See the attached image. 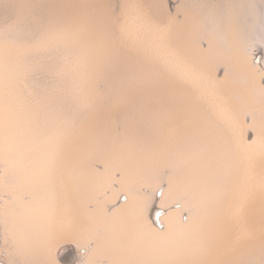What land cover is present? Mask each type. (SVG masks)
I'll list each match as a JSON object with an SVG mask.
<instances>
[{"label":"rangeland","instance_id":"rangeland-1","mask_svg":"<svg viewBox=\"0 0 264 264\" xmlns=\"http://www.w3.org/2000/svg\"><path fill=\"white\" fill-rule=\"evenodd\" d=\"M239 1L0 0V232L4 234L0 240L6 242L0 257L7 258L27 240L40 242L35 250L42 256L50 236L64 235L62 188L68 185L83 188L78 201L81 232L72 239L63 236L67 238L63 244L80 254L85 248L87 255L99 249L97 262L109 264L111 254H116L109 240L114 213L127 204L133 188L126 179H133L137 196L148 206L150 192L157 189L159 199L163 191L160 200L167 204L162 210L179 211L185 224L196 208L214 215L217 234L194 254V264H264V152H260L264 150V95L260 94L264 91V0H246V7ZM161 4L164 15L158 9ZM194 18L192 30L189 24ZM251 24L260 37L249 32L246 37L238 35ZM174 25L181 30L172 38ZM244 54H249L254 80L242 64ZM159 81L173 83L182 92L188 112L168 114L160 109ZM245 146L255 147L248 151ZM173 180L189 184L190 195L183 188L174 190ZM114 192L115 199L107 201ZM39 194L48 218L40 234L34 229L33 236L30 228L23 227L22 205ZM251 194L255 202H248ZM244 205L249 209L246 217L241 213ZM38 217L42 219L40 213ZM52 256L50 263L57 264ZM22 264L45 262L29 258Z\"/></svg>","mask_w":264,"mask_h":264},{"label":"bare ground","instance_id":"bare-ground-1","mask_svg":"<svg viewBox=\"0 0 264 264\" xmlns=\"http://www.w3.org/2000/svg\"><path fill=\"white\" fill-rule=\"evenodd\" d=\"M138 1V0H137ZM176 1V0H175ZM88 2V1H87ZM133 1H131L132 3ZM136 2V0H135ZM213 2V1H212ZM211 2V3H212ZM241 3L242 7H246L247 1L246 0H241L239 1ZM264 2V1H263ZM8 4V2H6ZM124 3V2H123ZM139 3V2H138ZM192 3V2H191ZM210 3V4H211ZM207 4V3H206ZM133 5V4H132ZM131 5V6H132ZM135 5V4H134ZM137 5V4H136ZM135 5V7H137ZM139 5V4H138ZM141 5V4H140ZM154 5V4H153ZM248 5V4H247ZM221 6V5H220ZM238 6V5H237ZM249 6V5H248ZM13 7V6H12ZM134 7V6H133ZM132 7V8H133ZM204 7V6H203ZM240 7V6H238ZM7 8V7H6ZM17 8V6H16ZM15 8V9H16ZM71 8V7H70ZM74 8V7H73ZM130 8V7H129ZM139 8V7H138ZM225 8V7H224ZM75 9V8H74ZM134 9V8H133ZM159 11L160 14H165V6L163 4H161L159 6ZM168 9V8H167ZM203 9V8H202ZM46 10V9H45ZM70 10V9H69ZM207 10V8H206ZM225 10V9H224ZM30 11V10H29ZM32 11V10H31ZM30 11V13H31ZM46 12V11H45ZM225 12V11H224ZM11 13V12H10ZM1 14V13H0ZM8 14V13H7ZM19 14V13H18ZM35 14V12H34ZM186 14V13H185ZM200 14V13H199ZM9 15V14H8ZM15 15V14H14ZM22 15V14H21ZM157 15V14H156ZM3 16V15H2ZM7 16V15H6ZM92 16V15H91ZM97 16V15H96ZM225 17V16H224ZM223 17V18H224ZM1 18V16H0ZM92 18V17H91ZM157 18V17H156ZM89 19V18H88ZM99 19V18H98ZM130 19V18H129ZM155 19V18H154ZM192 20V19H191ZM242 20V19H241ZM93 21V19L91 20ZM169 21V20H168ZM254 18H252V24L254 25L255 22ZM4 22V21H3ZM23 23V22H22ZM213 24V22H212ZM224 24V23H223ZM249 24V23H248ZM249 25V29L247 30V28L243 29L242 32L240 30V36H247V33L249 32L250 35L254 34L256 35L257 32V26H253V25ZM262 24V23H261ZM216 25V24H214ZM201 26V25H200ZM187 27V26H186ZM190 29H195L196 28V19L194 18V20L190 21L189 24ZM203 27V26H202ZM217 27V26H216ZM166 28V27H165ZM224 29V28H223ZM226 29V28H225ZM168 30V29H167ZM180 30L179 27L177 25L172 26V29L170 31V33L172 34V38H175L176 36L180 35ZM187 30V29H186ZM25 31V30H24ZM29 31V30H28ZM138 31V28H137ZM36 33V32H35ZM41 33V32H40ZM162 33V32H161ZM185 33V32H184ZM193 33V32H191ZM259 33V32H258ZM23 34V33H22ZM37 34V33H36ZM153 34V33H152ZM155 34V33H154ZM136 34H134L135 37ZM160 35V34H159ZM185 35V34H184ZM192 35V34H191ZM26 36V35H25ZM141 36V35H140ZM153 36V35H152ZM24 37V35H23ZM139 37V36H138ZM143 37V36H142ZM156 37V36H155ZM161 37V36H160ZM164 37V35H163ZM185 37V36H183ZM254 37V36H253ZM11 38V36H10ZM150 38V37H149ZM103 39V38H102ZM137 39V37H136ZM139 39V38H138ZM142 39V38H140ZM159 39V38H158ZM213 39V38H212ZM231 39V38H230ZM13 40V39H12ZM152 40V39H151ZM36 41V40H35ZM134 41V40H133ZM156 41V40H154ZM25 42V41H23ZM136 42V41H135ZM142 42V41H141ZM145 42V41H144ZM161 42V39L160 41ZM219 42V41H218ZM103 43V42H102ZM134 43V42H133ZM143 43V42H142ZM192 43V42H191ZM36 44V43H35ZM137 44V42H136ZM149 44V43H148ZM163 44V43H162ZM194 44V43H193ZM37 45V44H36ZM75 45V43H73V46ZM154 45V44H153ZM164 46H166L165 44H163ZM162 45V47H163ZM176 45V44H175ZM113 46V45H112ZM135 46V45H134ZM177 46V45H176ZM175 46V47H176ZM198 46V45H197ZM236 46V45H235ZM133 47V46H132ZM136 47V46H135ZM155 47V45H154ZM84 48V47H83ZM193 48V47H192ZM238 48V47H237ZM81 49V48H79ZM139 49V48H138ZM141 49V47H140ZM145 49V46H144ZM159 49V48H158ZM170 49V48H169ZM70 50V49H69ZM213 50V49H212ZM72 51V50H71ZM135 51V50H134ZM142 51V50H141ZM145 51V50H144ZM153 51V50H152ZM158 51V50H157ZM166 51V49H165ZM195 51V50H194ZM74 52V51H73ZM171 52V51H170ZM227 52V51H226ZM225 52V53H226ZM69 53V52H68ZM151 53V52H150ZM154 53V51H153ZM168 53V52H167ZM166 53V55H167ZM51 54V53H50ZM105 54V53H104ZM169 54V53H168ZM174 54V52H173ZM192 54V53H191ZM227 54V53H226ZM256 55V54H254ZM155 56V55H153ZM158 56V55H157ZM156 56V57H157ZM169 56V55H167ZM171 56V55H170ZM174 56V55H173ZM177 56V54H176ZM192 56V55H191ZM261 56V55H260ZM140 57V56H139ZM162 57V56H161ZM166 57V56H165ZM180 57V56H179ZM195 58L197 56H194ZM213 57V56H212ZM242 64L245 67L246 72L248 73L249 77H251V79H255V73H254V67L250 65L249 63V54L246 55L244 54V56L242 55ZM182 58V57H181ZM180 58V59H181ZM190 58V57H189ZM153 59V58H152ZM164 59V58H163ZM169 59V58H168ZM171 59V58H170ZM206 59V58H205ZM261 59V58H260ZM46 60V59H45ZM176 60V59H175ZM216 60V59H215ZM255 60V59H254ZM253 60V61H254ZM52 61V60H51ZM147 61V60H146ZM153 61V60H152ZM158 61V59H157ZM160 61V60H159ZM172 61V60H171ZM178 61H180L178 59ZM162 62V61H161ZM169 62V60H168ZM176 62V61H174ZM210 62V59H209ZM43 62H40V64ZM151 63V62H150ZM167 63V62H166ZM166 63H164L166 65ZM183 63V61H182ZM181 63V65H182ZM260 63V62H259ZM149 64V63H148ZM186 64V63H185ZM188 64V63H187ZM151 65V64H150ZM259 65V64H258ZM47 67V64L45 65ZM44 66V67H45ZM168 66V64H167ZM183 66V65H182ZM214 66V65H213ZM217 66V65H216ZM38 67L40 68L39 64ZM188 67V66H187ZM191 67V66H190ZM220 67V66H219ZM153 68V67H152ZM175 68V67H174ZM222 68V67H221ZM45 69V68H43ZM49 69V68H48ZM155 69V68H154ZM177 69V68H176ZM187 69V68H186ZM189 69V68H188ZM170 70V69H169ZM173 70V69H172ZM178 70V69H177ZM176 70V71H177ZM194 70V69H193ZM164 71V70H163ZM175 71V70H174ZM175 71V72H176ZM197 71V70H196ZM195 71V72H196ZM222 71V70H221ZM152 72V71H151ZM165 72V71H164ZM168 72V71H167ZM51 73V72H50ZM61 73V72H60ZM179 73V72H178ZM188 73V72H187ZM190 73V72H189ZM156 74V73H155ZM195 74V73H193ZM200 74H202L200 72ZM29 75V74H28ZM151 75V73H150ZM148 75V76H150ZM175 75V74H174ZM179 75V74H178ZM191 75V74H190ZM45 76V75H44ZM182 76V75H181ZM180 76V77H181ZM186 76V75H185ZM189 76V75H188ZM187 76V77H188ZM193 76V75H192ZM205 76V75H204ZM25 77V74H24ZM186 77V78H187ZM191 77V76H190ZM189 77V79H190ZM194 77V76H193ZM198 77V76H197ZM196 77V78H197ZM21 78V77H20ZM182 78V77H181ZM185 78V81H186ZM203 78V75L200 79ZM145 79V78H144ZM147 79V78H146ZM184 78H182L183 80ZM210 79V78H209ZM212 79V78H211ZM210 79V80H211ZM221 79V78H220ZM11 80V79H10ZM206 80V79H205ZM205 80H203L205 82ZM227 78L225 80V85L227 82ZM154 81V80H153ZM199 81V80H197ZM202 81V80H201ZM16 82V81H15ZM19 82V81H18ZM23 82V81H22ZM25 82V81H24ZM189 82V81H188ZM209 82V81H208ZM207 82V83H208ZM211 83V82H209ZM215 83V82H214ZM221 83V82H220ZM9 84V83H8ZM143 84V83H142ZM201 84V83H200ZM218 84V82H217ZM5 85V84H4ZM13 85H15L13 83ZM28 85V84H27ZM144 85V84H143ZM205 85V84H204ZM211 85V84H210ZM227 85H229V81L227 82ZM236 85V84H235ZM10 86V84H9ZM159 86H160V94H159V98H158V103L160 106V109H162L163 111L167 112L168 114H177V112L179 111L181 112H188L187 111V106H185V102L184 99L181 98L182 95L180 93H182L178 88H176L175 86H173V83H163L162 81H159ZM214 86V85H212ZM260 86V85H259ZM22 87V86H21ZM143 87V86H142ZM55 88V87H54ZM209 88V87H208ZM258 88V87H257ZM8 89V88H7ZM199 89V88H198ZM210 90H212L211 88H209ZM218 89V88H215ZM10 90V89H9ZM55 90V89H53ZM206 90V89H205ZM6 91V90H5ZM22 91V90H21ZM42 91V90H41ZM47 91V90H46ZM144 91V90H143ZM215 91V90H212ZM217 91V90H216ZM226 91V90H225ZM157 92V91H156ZM199 92V91H198ZM201 92H203V89H201ZM201 92L199 94H201ZM208 92V91H207ZM206 92V93H207ZM210 92V91H209ZM218 93V92H217ZM262 93V95H264V91L261 90L260 94ZM48 94V93H47ZM209 94V93H208ZM212 94V92L210 93ZM239 94V93H238ZM237 94V95H238ZM204 95V94H203ZM18 96V95H17ZM16 96V97H17ZM23 96V95H22ZM34 96V95H33ZM32 96V97H33ZM109 96V95H108ZM227 96V95H225ZM28 97V96H27ZM41 97V96H40ZM68 97V96H67ZM215 97V95H214ZM228 97V96H227ZM23 98V97H22ZM51 98V97H49ZM229 98V97H228ZM21 99V97H20ZM109 99V98H108ZM214 99V98H213ZM216 99V97H215ZM218 99V98H217ZM34 100V99H33ZM226 100V99H225ZM238 100V99H237ZM11 101V100H9ZM231 101V100H230ZM246 101V100H245ZM13 102V101H11ZM217 102V100H216ZM9 103V102H8ZM59 103V102H57ZM73 103V101H72ZM205 103V101H204ZM219 103V102H218ZM217 103V104H218ZM225 103V102H224ZM222 103V104H224ZM235 103V102H234ZM240 103V100H239ZM56 104V103H55ZM74 104V103H73ZM213 104H215L213 102ZM13 105V104H12ZM206 105V104H205ZM56 106V105H55ZM66 106V105H65ZM94 106V105H93ZM134 106V105H133ZM216 104H215V109L216 108ZM220 107L222 105H219ZM57 107V106H56ZM60 107V106H59ZM96 107V106H95ZM93 107V108H95ZM120 107V106H119ZM154 107V106H153ZM218 107V108H220ZM224 106H222L223 108ZM9 108V107H8ZM92 108V107H91ZM132 108V107H131ZM130 108V109H131ZM73 109V108H71ZM120 109V108H119ZM10 110V109H9ZM158 110V109H157ZM213 110V109H212ZM228 110V109H227ZM5 111V110H4ZM22 111V108H21ZM125 111V110H124ZM221 112V110H219ZM229 111V110H228ZM19 111H17V114ZM41 112V111H40ZM218 112V111H216ZM241 112V111H240ZM227 113V111H226ZM1 114V113H0ZM64 114V113H62ZM82 114V113H81ZM215 114V113H214ZM220 114V113H219ZM227 115V114H226ZM230 115V114H229ZM232 115V114H231ZM81 116V115H80ZM8 117V116H7ZM66 117V116H65ZM214 117V116H213ZM218 117V116H217ZM233 117V116H232ZM230 117V118H232ZM81 118V117H80ZM110 118V117H109ZM220 118V117H219ZM236 118V117H235ZM61 119V118H60ZM93 119V118H92ZM84 122L86 121L85 119L83 120ZM228 121V120H227ZM237 121V119H236ZM232 122V121H231ZM225 123V121H224ZM37 124V123H36ZM84 124V123H83ZM227 124V123H226ZM229 124V122H228ZM235 124V121H234ZM238 124V123H236ZM233 125V123H232ZM75 126V125H74ZM231 126V124H230ZM240 126V124H239ZM3 127V126H2ZM1 127V128H2ZM92 127V126H91ZM238 127V126H236ZM42 128V127H41ZM230 128V127H228ZM227 128V129H228ZM65 129V128H64ZM233 129V128H232ZM18 130V129H17ZM234 130V129H233ZM236 130V129H235ZM240 130V128H239ZM51 131V130H50ZM63 131V130H62ZM61 131V132H62ZM237 131V130H236ZM43 132V131H41ZM94 132V131H93ZM239 132V131H238ZM254 132V131H253ZM46 133V132H45ZM231 133V132H230ZM233 133V132H232ZM259 133V132H258ZM15 134V133H14ZM57 134V133H56ZM68 134V133H67ZM66 134V135H67ZM64 135V134H63ZM234 135V134H233ZM262 135V134H261ZM68 136V135H67ZM56 137V136H55ZM259 137V136H258ZM250 138V137H249ZM256 138L257 137H253ZM260 138V137H259ZM264 138V136H263ZM262 138V140L264 141V139ZM240 139V138H239ZM67 140V139H66ZM259 140V139H258ZM8 141V140H7ZM57 141V140H56ZM153 141V140H152ZM230 141V140H229ZM244 141V140H243ZM251 141V140H250ZM68 142V141H66ZM64 142V144L66 143ZM188 142V141H187ZM226 142V141H225ZM1 143V142H0ZM16 143V142H15ZM84 143V142H83ZM224 143V142H222ZM262 143V142H261ZM3 144V142H2ZM14 144V143H13ZM139 144V143H138ZM197 144V143H196ZM231 144V143H228ZM248 144V143H247ZM250 144V143H249ZM256 144V143H255ZM258 144V143H257ZM254 145V144H253ZM66 146V145H65ZM210 146V145H209ZM241 146V145H239ZM257 147V145H255ZM253 146V148L255 147ZM37 147V146H36ZM84 147V144H83ZM212 147V146H211ZM220 147V146H219ZM224 147V146H223ZM247 147V146H245ZM263 145L260 146V148L262 149ZM3 148V147H2ZM27 148V147H26ZM222 148V147H220ZM252 148V149H253ZM67 149V148H66ZM85 149V148H84ZM139 149V148H138ZM237 149V148H236ZM244 149V148H243ZM248 150V147L246 148ZM252 149H249L250 151ZM264 149V147H263ZM52 150V149H51ZM248 150V151H249ZM259 150V149H258ZM45 151V150H44ZM56 151V150H55ZM186 151V150H185ZM236 151V150H235ZM246 151V150H245ZM247 151V152H248ZM262 151L264 152V150H261L260 152L262 153ZM51 152V151H50ZM67 152V150H66ZM112 152V151H111ZM182 152V151H181ZM69 153V152H68ZM67 153V154H68ZM101 153V152H100ZM194 153V152H193ZM211 153V152H209ZM241 153V151H240ZM250 153V152H249ZM259 153V151H258ZM83 154V153H82ZM88 154V153H87ZM96 154V153H95ZM212 154V153H211ZM216 154V152H215ZM252 154V153H251ZM250 154V155H251ZM254 154V153H253ZM257 154V152H256ZM86 155V154H85ZM103 155V154H102ZM249 155V154H248ZM259 155V154H258ZM1 156V155H0ZM5 156V154L3 155ZM18 158L20 155H17ZM121 156V155H120ZM131 156V155H129ZM140 156V155H139ZM196 156V155H195ZM246 156V154H245ZM255 156V155H254ZM2 157V156H1ZM7 157V156H6ZM16 157V156H15ZM65 157V155H64ZM67 157V156H66ZM127 157V156H126ZM199 157V156H198ZM243 157V156H242ZM13 158V157H12ZM50 157H47V159ZM68 158V157H67ZM128 158V157H127ZM136 158V157H135ZM195 158V157H194ZM245 158V157H244ZM249 158V157H248ZM260 158V157H259ZM261 158L262 154H261ZM64 159V158H63ZM84 159V158H83ZM140 159V158H138ZM160 159V158H159ZM197 159V158H196ZM258 159V158H257ZM26 160V159H25ZM198 160V159H197ZM200 160V159H199ZM14 161V160H13ZM105 161V160H104ZM195 161V160H194ZM264 161V160H263ZM47 162V161H46ZM84 162V161H83ZM107 163V161H105ZM210 162V161H209ZM5 163V162H4ZM49 163V161H48ZM94 163V162H93ZM134 163V161H133ZM208 163V162H206ZM9 164V162L7 163ZM34 164V163H33ZM105 164V163H104ZM255 164V163H254ZM37 165V164H36ZM43 165V164H42ZM47 165V164H46ZM54 165V164H53ZM60 165V163H59ZM108 165V164H107ZM211 165V164H210ZM215 165V164H214ZM213 165V166H214ZM238 165V164H237ZM52 166V164H51ZM212 166V167H213ZM252 166V163H251ZM259 166V165H258ZM37 167V166H36ZM54 167V166H53ZM64 167V166H62ZM209 167V166H208ZM240 166H238L239 168ZM5 168V167H4ZM45 168V167H44ZM104 168V167H103ZM111 168V167H109ZM207 168V166H206ZM250 168V167H249ZM252 168V167H251ZM11 169V168H10ZM35 169V168H34ZM247 169V168H246ZM200 170V169H199ZM250 170V169H248ZM36 171V170H35ZM43 171V170H42ZM60 171V169L58 170ZM65 171V170H64ZM247 171V170H246ZM262 171V170H261ZM23 172V171H22ZM72 172V171H71ZM75 172V171H74ZM93 172V171H92ZM249 172V171H248ZM254 172V171H253ZM263 172V171H262ZM261 172V173H262ZM61 173V172H60ZM95 173V172H94ZM142 173V172H141ZM244 173V170H243ZM246 173V172H245ZM252 173V172H251ZM26 174V173H25ZM247 174V173H246ZM245 174V175H246ZM255 174V173H254ZM4 175V174H3ZM7 175L9 176V173H7ZM76 175V174H75ZM131 175V174H130ZM136 175V174H135ZM264 175V173L262 174ZM102 176V175H101ZM261 176V175H260ZM61 177V176H60ZM95 177V176H94ZM103 177V176H102ZM231 177V176H230ZM247 177V176H246ZM245 177V178H246ZM249 177V176H248ZM4 178V177H3ZM16 178V177H15ZM58 178V177H57ZM203 178V177H202ZM257 178V177H256ZM11 179V178H10ZM31 179V178H30ZM29 179V180H30ZM40 179V178H39ZM101 179V178H100ZM252 179V178H251ZM250 179V181H252ZM13 180V178H12ZM19 180V179H18ZM23 180H25L23 178ZM62 180V179H61ZM209 180V178H208ZM212 180V179H211ZM240 180V179H239ZM244 180V179H243ZM246 180H249L248 178ZM255 180V179H254ZM258 180V179H257ZM263 180V179H262ZM15 181V180H14ZM57 181V180H56ZM101 181L103 182L104 180L101 179ZM18 182V181H17ZM127 184L130 185V188H133L132 191L130 192V198H126V202L127 204L124 205H119V207H117V209L115 210L114 213V218H113V222L111 224V236H109V240H111V244L113 245V252H116V254L114 253L113 255L111 254V258L109 261V264H194V258L195 255H197V252L203 248L204 244L207 243L206 241L208 239H210L212 236L217 234V230L218 228L216 227V221L214 220V215L211 214V212H206L203 211L199 208L193 209V211H190V218L187 219V223H183V219L186 217H184L183 219H181L180 217V212L179 211H175L172 209H166V211L162 210V206H165L167 204L166 201L164 200H160V198L163 196V191L161 192V196L159 197V199H157L156 197V191L153 192L151 191L149 194V198L150 201L152 203V205L148 206L147 201L139 196H137V193L135 191L136 188V182L133 179H126ZM248 182V181H247ZM29 183V182H28ZM172 188L176 191H180V189H186L190 195V190L188 188H190V185L187 184L185 181L182 180H173L172 182ZM253 183V181H252ZM256 183V181H255ZM254 183V184H255ZM30 184V183H29ZM47 184V183H45ZM49 184V183H48ZM247 184V183H246ZM251 184V183H250ZM249 184V185H250ZM257 184H259L257 182ZM256 184V185H257ZM33 185V184H30ZM52 185V184H51ZM63 185V184H62ZM263 185V184H262ZM24 186V185H23ZM56 187V185H54ZM255 186V185H253ZM5 187V186H4ZM17 187V186H16ZM163 187V186H162ZM258 187V186H257ZM14 188V187H13ZM49 188V187H47ZM60 188V187H59ZM264 188V186H263ZM83 188H70L67 185V188H62V191L64 192L63 194H65V206H66V211L64 212V215H62L65 218V222L67 221V223H65L67 225V228L65 229V231L62 233L64 234L63 236H68V238L70 236L76 235L78 233L81 232L80 226H81V214L79 213V209H78V201H79V195L81 194ZM145 189V188H144ZM241 189V188H240ZM245 189V188H244ZM243 189V190H244ZM49 190V189H48ZM141 190V189H140ZM161 190V188H160ZM167 190V189H166ZM9 191V190H8ZM59 192V190H57ZM144 191V190H143ZM239 191V189H238ZM7 192V191H6ZM52 192V191H51ZM61 192V191H60ZM175 192V191H174ZM234 192V191H233ZM242 190H240V194H241ZM54 193V192H53ZM56 193V192H55ZM172 193V191H171ZM231 193V192H230ZM239 194V192H237ZM247 190H245V193L243 192V194H247ZM11 194V192H10ZM117 192H114L112 194H110L109 196H107V201L112 202L115 197H116ZM180 194V193H179ZM182 194V193H181ZM237 194V197L240 196ZM242 194V195H243ZM250 194V193H249ZM254 194V193H252ZM252 194L249 197V201L248 202H255V195L252 196ZM257 194V192L255 193ZM7 195V194H6ZM17 195V194H16ZM30 195V194H29ZM198 195V194H197ZM244 195V196H245ZM3 196V195H2ZM124 196V195H123ZM170 196V195H169ZM173 196V195H171ZM176 196V195H175ZM180 196V195H179ZM249 196V195H248ZM9 198L12 196H8ZM213 197V196H212ZM211 197V198H212ZM236 197V198H237ZM243 197V196H242ZM247 197V195H246ZM246 197L244 200H246ZM2 198V197H0ZM5 198V197H4ZM7 198V196H6ZM120 198V197H119ZM193 198V197H192ZM248 198V197H247ZM23 199V198H22ZM121 199V198H120ZM213 199V198H212ZM239 199V198H238ZM243 199V198H242ZM5 200V199H4ZM122 200H124L122 198ZM15 201V200H14ZM24 201V200H23ZM61 201V200H60ZM82 201V200H81ZM120 201V200H119ZM198 201V200H197ZM236 201V200H235ZM4 202V201H3ZM59 202V201H58ZM62 202V201H61ZM229 202V199H228ZM178 203V202H177ZM235 203V202H234ZM238 204V200L236 202ZM235 203V204H236ZM242 203V202H241ZM227 204V203H226ZM233 204V203H232ZM231 204V205H232ZM244 204V203H243ZM246 204V202H245ZM250 206L252 205L251 203H249ZM249 204L247 203V205L249 206ZM59 205V204H58ZM214 205V204H213ZM44 206H45V202H43L42 197L40 196H36L35 198H33V200L30 203H26L22 205V210L24 211V215H23V227L24 228H30L32 230V232L34 231V229L38 230L37 232L40 234L42 229V225L44 224V222L47 220V214L44 211ZM62 207L64 205H61ZM60 206V207H61ZM237 205H235L234 207H236ZM249 206V207H250ZM261 206V205H260ZM230 207V205H229ZM228 207V208H229ZM233 207V206H232ZM231 207V208H232ZM233 207V208H234ZM238 207V206H237ZM239 207L241 208V206L239 205ZM226 208V207H225ZM232 208V209H233ZM239 208V209H240ZM245 209L242 210V215L243 217H246V208L245 205L244 207ZM253 208V207H252ZM13 209V208H11ZM15 209V208H14ZM13 209V210H14ZM62 209V208H61ZM64 209V208H63ZM236 212L238 211L237 208ZM251 209V208H250ZM2 210V209H1ZM58 210V209H56ZM225 210V209H224ZM227 210V209H226ZM249 210V209H247ZM6 211V210H5ZM4 211V212H5ZM231 211V209H230ZM235 212V213H236ZM252 212V211H251ZM7 212H5L6 214ZM41 214L42 219L38 217V214ZM62 213L59 212V214ZM231 213V212H230ZM234 213V212H233ZM249 213V212H248ZM37 214V216L35 215ZM226 214V213H225ZM259 214V213H258ZM7 215V214H6ZM5 215V216H6ZM228 215V214H227ZM230 215V214H229ZM232 215V214H231ZM231 215L229 217H231ZM236 215V214H235ZM238 215V214H237ZM241 215V214H240ZM241 215V216H242ZM56 216V215H55ZM60 216V215H59ZM239 217L240 219L243 217ZM61 217V216H60ZM62 217V218H63ZM229 217H227L226 219H228ZM236 218V216H233ZM232 218V217H231ZM230 218V219H231ZM237 217V219H239ZM225 219V220H226ZM229 219V220H230ZM239 219V220H240ZM245 219V218H244ZM263 219V218H262ZM19 220V219H18ZM227 220V221H229ZM9 221V220H8ZM63 220L61 219V226H63ZM183 221V222H182ZM232 221V219H231ZM234 221V220H233ZM58 222V221H57ZM240 222V221H239ZM264 222V221H263ZM10 223V221L8 222ZM60 223V222H59ZM158 224V226L155 225ZM230 223V222H229ZM228 223V224H229ZM241 223V222H240ZM11 224V223H10ZM20 224V223H19ZM58 224V223H57ZM223 224V223H222ZM231 224V223H230ZM233 224V222H232ZM231 224V225H232ZM60 225V224H59ZM235 225V223L233 224ZM17 226V225H16ZM19 226V225H18ZM60 226V227H61ZM101 226V225H100ZM226 226V225H225ZM230 226V225H229ZM236 226V225H235ZM12 227V226H11ZM10 227V228H11ZM21 227V226H20ZM7 228V227H6ZM58 228V227H56ZM64 228V227H63ZM155 230H154V229ZM229 228V227H228ZM236 228V227H235ZM55 229V228H54ZM234 229V228H233ZM238 229V226H237ZM236 229V231H237ZM240 229V228H239ZM238 229V231H239ZM1 230V228H0ZM6 230V229H5ZM19 230V229H18ZM57 230V229H56ZM161 230V232H160ZM241 230V229H240ZM7 231V230H6ZM5 231V232H6ZM26 231V229H25ZM60 231V230H59ZM232 231V230H231ZM237 231V232H238ZM250 231V230H249ZM261 231V230H260ZM8 232V231H7ZM14 232V231H13ZM245 232V230H244ZM234 233V232H232ZM239 233V232H238ZM248 233V232H247ZM250 237L253 235L252 232H249ZM252 233V235H251ZM24 234V233H23ZM33 236H35L36 234L33 232L32 233ZM44 234V233H43ZM46 234V233H45ZM244 234V236H245ZM256 234V233H254ZM0 235H4L1 234ZM12 235V234H11ZM55 235V233H54ZM97 235V234H96ZM239 235V234H238ZM257 235V234H256ZM14 236V235H13ZM63 236H50L49 240L44 243L43 248H44V254L42 256H40L39 252H37L35 249L41 245L40 242L37 243L35 240H27L24 243L20 244L19 246L16 247L15 250L13 251H9V256L7 258H2L0 257V264H22L23 261L28 260L29 258L32 260H35L36 262L40 263L41 261H44L45 264H52L50 263L51 260L49 259L51 257V255L53 254L54 259L56 260L57 264H82L84 262V264L88 263V264H100L99 262H97V260L100 259V252L99 249L98 251H93V252H89L88 251V255H87V251L84 248V253L80 254L79 252H75L74 248H69L66 244H63V241H66V237ZM95 236V233H94ZM242 236V233L240 235V237ZM243 236V237H244ZM258 236V235H257ZM1 237V236H0ZM105 237V236H104ZM233 237V236H231ZM235 237V236H234ZM242 237V238H243ZM256 237V236H255ZM254 237V238H255ZM66 238V239H64ZM71 238V237H70ZM237 238H239L237 236ZM72 239V238H71ZM103 239V238H102ZM232 239V238H231ZM7 240V238H6ZM11 240V239H10ZM100 240V239H99ZM221 240V239H220ZM234 240V239H233ZM239 240V239H238ZM103 241V240H102ZM214 241V240H213ZM226 241V240H225ZM241 241V240H240ZM44 242V239H43ZM6 243V242H5ZM5 243L4 240L3 242L0 240V250L1 248L5 247ZM65 243V242H64ZM224 243V242H223ZM227 243V242H226ZM9 244V243H8ZM43 244V243H42ZM102 244V243H101ZM230 244V242H229ZM13 245V244H12ZM38 245V246H37ZM231 245V244H230ZM233 245V244H232ZM8 246V245H7ZM11 246V245H10ZM37 246V247H35ZM74 246V245H73ZM228 246V245H227ZM242 246V245H241ZM78 247V246H77ZM82 247V246H81ZM91 247V246H90ZM233 247V246H232ZM235 247V246H234ZM233 247V248H234ZM12 248V247H11ZM228 248V247H225ZM224 248V249H225ZM78 249V248H77ZM83 249V248H79ZM229 249V248H228ZM9 250V249H8ZM78 250V251H79ZM97 250V249H96ZM219 250V249H218ZM226 250V249H225ZM230 250V249H229ZM233 250V249H232ZM91 251V250H90ZM102 251V250H101ZM221 251V250H220ZM251 251V250H250ZM41 252V251H40ZM80 252H83L82 250H80ZM223 252V251H222ZM229 252V251H228ZM211 253V252H210ZM220 253V252H219ZM236 253V252H235ZM253 253V252H252ZM224 254V253H223ZM228 254V253H227ZM50 255V256H49ZM200 255V254H199ZM52 256V257H53ZM202 256V255H201ZM222 255H220L221 257ZM232 256V255H231ZM103 258V257H102ZM204 258V257H203ZM207 258V257H206ZM222 258V257H221ZM227 259V257H226ZM234 259V258H233ZM211 260V258H210ZM223 261V260H222ZM196 262V261H195ZM248 262V261H247ZM35 263V262H34ZM203 263V262H201ZM227 264V263H226Z\"/></svg>","mask_w":264,"mask_h":264}]
</instances>
